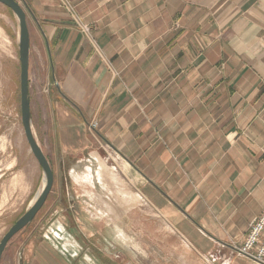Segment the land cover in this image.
I'll use <instances>...</instances> for the list:
<instances>
[{"label":"crops","instance_id":"obj_1","mask_svg":"<svg viewBox=\"0 0 264 264\" xmlns=\"http://www.w3.org/2000/svg\"><path fill=\"white\" fill-rule=\"evenodd\" d=\"M21 1L32 124L34 106L46 121L53 109L55 146L76 156L96 120L188 242L222 264H257L238 249L264 211V0H70L91 38L58 0ZM20 73L19 33L4 31L0 108ZM61 227L59 246L71 238ZM60 255L40 264H84Z\"/></svg>","mask_w":264,"mask_h":264},{"label":"rangeland","instance_id":"obj_2","mask_svg":"<svg viewBox=\"0 0 264 264\" xmlns=\"http://www.w3.org/2000/svg\"><path fill=\"white\" fill-rule=\"evenodd\" d=\"M4 31L15 39L19 23L0 3V40ZM43 113L34 106L32 128L51 164L53 188L32 223L9 242L0 264L64 259L59 253L84 264H222L218 252L196 249L151 206L132 184L134 176L127 163L98 135L96 120L84 126L90 146L72 156L55 146L59 140L50 122L54 110L50 109L48 121ZM43 187V170L22 125L20 90L8 91L0 108V241ZM53 224L70 234L69 243L57 244Z\"/></svg>","mask_w":264,"mask_h":264},{"label":"water","instance_id":"obj_3","mask_svg":"<svg viewBox=\"0 0 264 264\" xmlns=\"http://www.w3.org/2000/svg\"><path fill=\"white\" fill-rule=\"evenodd\" d=\"M0 3L9 8L19 23V59L20 73V104L21 119L26 140L44 173V187L36 196L27 211L10 227L0 241V261L9 242L23 229L30 225L43 208L54 184V173L51 164L36 140L32 128L31 108L29 100V49L30 35L26 9L17 0H0Z\"/></svg>","mask_w":264,"mask_h":264},{"label":"built area","instance_id":"obj_4","mask_svg":"<svg viewBox=\"0 0 264 264\" xmlns=\"http://www.w3.org/2000/svg\"><path fill=\"white\" fill-rule=\"evenodd\" d=\"M58 1L61 6L64 7L75 19L77 25L81 28L85 35L88 38H91V29L76 16L70 0ZM238 252L257 264H264V211L260 218L252 225L243 246L238 249Z\"/></svg>","mask_w":264,"mask_h":264}]
</instances>
